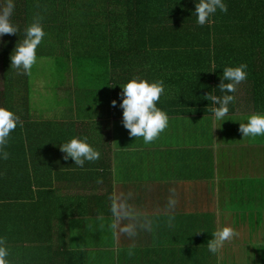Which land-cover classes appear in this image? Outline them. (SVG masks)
Here are the masks:
<instances>
[{"label": "crops", "instance_id": "1", "mask_svg": "<svg viewBox=\"0 0 264 264\" xmlns=\"http://www.w3.org/2000/svg\"><path fill=\"white\" fill-rule=\"evenodd\" d=\"M80 1L83 9L71 12H88L87 2ZM235 1L223 0L228 8ZM197 3L187 4L195 9ZM146 6L154 9V0H99L98 12L140 11L146 16ZM106 17L98 23L69 21L67 36L55 41L45 35L47 47L38 57L45 65L36 64L30 75L36 126L35 147L26 154L31 179L25 184L34 187L36 204L54 209L39 215L46 228L43 249L50 256L44 264H201L202 245L195 238L202 231L203 206L210 207L212 233L224 226L239 232L220 253L209 251L208 264H264V136L252 140L239 131L251 114H264L254 99L253 83L237 86L225 121L215 120L212 112L196 115V98L192 103L178 99L164 79L192 76L188 68L196 69L200 61V41H159L150 36L153 22ZM208 25L224 28L216 22ZM167 44L171 46L161 52L154 47ZM1 66L4 76L2 61ZM246 71L247 76L264 74V68L253 65ZM133 78L164 82L157 107L167 113L169 124L151 144L131 137L123 125L122 85ZM45 97L57 103L52 111L41 105ZM73 137H86L100 158L83 167L71 157L65 160L60 145ZM172 188L178 204L169 227L164 213ZM113 191L132 193L129 203L149 215L151 230H138L132 238L122 235L119 241L113 237Z\"/></svg>", "mask_w": 264, "mask_h": 264}, {"label": "trees", "instance_id": "2", "mask_svg": "<svg viewBox=\"0 0 264 264\" xmlns=\"http://www.w3.org/2000/svg\"><path fill=\"white\" fill-rule=\"evenodd\" d=\"M88 12H71L78 7L83 9L80 0H14L15 8L11 22L18 26L19 33L4 35L0 41V59L4 66V88L0 90V106L13 111L23 122L17 124L10 134L8 144L4 147L10 155L3 159L0 154V238L6 240L9 250L7 257L9 264H44L49 261V254L43 249L42 216L53 213L51 206L35 203V190L30 180L29 165L26 154L34 149L35 122H32L31 102L33 98L32 81L29 75L21 77V70L11 68V55L16 45L25 37L26 26L31 25L37 18L43 26L48 38L53 41L66 37L70 22H99L106 16L125 18L127 20H141L153 22L150 36L164 41L167 37L191 38L200 41V61L196 69L188 68L192 76L165 78L164 82L176 91L177 97L192 103L196 98V115H204L214 106L205 97L208 94L223 96L219 89L223 71L226 67H235L240 64L253 65L255 69L264 68V0H237L229 12H216L210 16V23L216 22L222 27H211L197 23L195 9L189 8V0H154V9L146 6V16L135 11L128 15H105L98 12L99 0H84ZM0 7L3 0H0ZM240 6V7H239ZM69 8V9H68ZM193 10V11H191ZM157 25H176L177 28L156 27ZM93 35H98L97 28L91 29ZM78 34H85L89 30L73 29ZM171 44L154 46L159 52ZM47 47L44 40L37 49V58L43 56L40 51ZM181 47V46H179ZM188 47V46H186ZM197 53L199 51L197 50ZM185 62V61H183ZM214 65L215 73L211 76L209 68ZM202 67V68H201ZM197 70V72H196ZM194 71V72H193ZM196 72V76H195ZM159 81V80H158ZM245 81L253 83L254 99L257 105L264 108V74L247 76ZM163 82V83H164ZM228 81H225L227 83ZM230 105V104H229ZM232 106H229V113ZM189 114V111H185ZM29 119V120H28ZM26 120V121H25ZM39 125L37 124V127ZM210 207H202V231L196 240L201 241V264H208V242L213 239L211 230ZM63 254H61L62 256Z\"/></svg>", "mask_w": 264, "mask_h": 264}, {"label": "clouds", "instance_id": "3", "mask_svg": "<svg viewBox=\"0 0 264 264\" xmlns=\"http://www.w3.org/2000/svg\"><path fill=\"white\" fill-rule=\"evenodd\" d=\"M14 8V0H3V6L0 7V37L20 31L18 26L11 22ZM217 9L225 13L228 10L223 0H198L195 9L197 23L200 26L210 23L209 18L216 13ZM40 19L42 18H37L25 29V37L17 43L10 57L11 68L21 70L18 74L30 76L33 67L37 64V49L46 35ZM246 69L247 64L224 68L222 82L218 86L221 92L235 93L237 86L247 79ZM212 71H215V68ZM225 81L228 82L225 83ZM164 91L163 81L149 82L146 79L133 78L122 85L123 100L120 107L123 109V125L129 130L131 137L142 138L145 144H151L168 128L169 116L157 107ZM205 98L213 105H218L208 109L214 114L215 120H224L229 112V104L235 103L236 100L234 95L229 94L222 97L208 94ZM116 103V100L112 101L113 106ZM18 123L21 127L23 126V122L13 111L0 106V154L5 160L10 154L4 151V147L8 144L10 134L16 129ZM239 131L243 138L252 140L258 136H264V114H251L246 123H240ZM60 148L66 154L64 159L73 158L78 167H83L85 161H97L101 155L87 142L86 137L84 139L73 137L69 142L62 143ZM170 193L164 213L168 216L169 227L173 224L175 208L178 204V199L175 198L176 189H170ZM131 196V192L125 194L116 191L109 196L111 202L109 228L117 241L122 235L132 238L138 234V230H151L152 227L149 215L129 203ZM212 235L214 238L208 242L207 247L211 253L218 254L226 243L239 236V232L231 226H224L217 228ZM9 254L6 240L0 238V264H9L7 259Z\"/></svg>", "mask_w": 264, "mask_h": 264}, {"label": "rangeland", "instance_id": "4", "mask_svg": "<svg viewBox=\"0 0 264 264\" xmlns=\"http://www.w3.org/2000/svg\"><path fill=\"white\" fill-rule=\"evenodd\" d=\"M37 64L45 65V62L42 61V60H38L37 61ZM1 68H2V66H1V59H0V90H2L4 88V82H5L4 76H3L2 72H1ZM50 79H52V78H50ZM243 83L244 82H242V84ZM242 88L244 89V85H243ZM52 95L53 94H49V96H52ZM240 97H242V90L241 89H240ZM239 100L240 101L242 100V102H245L242 98L239 99ZM53 101H54V98H47V97H45V98L41 99V105H45L44 108H47L49 111L50 110L52 111L57 106V103L56 102H53ZM219 145H222V142Z\"/></svg>", "mask_w": 264, "mask_h": 264}]
</instances>
